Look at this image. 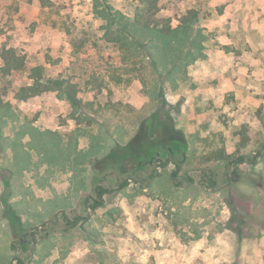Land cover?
<instances>
[{"label":"rangeland","instance_id":"rangeland-1","mask_svg":"<svg viewBox=\"0 0 264 264\" xmlns=\"http://www.w3.org/2000/svg\"><path fill=\"white\" fill-rule=\"evenodd\" d=\"M141 1L0 0V51L79 90L78 108L4 97L0 264H264V0ZM153 12L197 19L178 40L120 21ZM142 150L163 154L157 169Z\"/></svg>","mask_w":264,"mask_h":264},{"label":"trees","instance_id":"trees-1","mask_svg":"<svg viewBox=\"0 0 264 264\" xmlns=\"http://www.w3.org/2000/svg\"><path fill=\"white\" fill-rule=\"evenodd\" d=\"M141 6L144 7L143 10L147 8L146 12H151L156 8L157 0H142ZM155 17H157L155 12L150 13V16H146L141 13L137 14L134 20H130L128 17L121 15L120 21L121 24H126V26H141L143 29L151 31L154 35H156V37L160 39L171 38L173 40H178L182 32L187 33L191 31L192 28H190V22L197 19V14H193L190 17H184L177 27H173L169 24H162V22L155 20ZM122 35L123 33L120 36L123 37ZM17 75H25L28 79V82L18 89H13L11 78ZM2 86L6 88H4V92H0V111L10 110L7 107L8 103L4 101V97L8 96V94H12L14 100L21 103L52 92H56L61 98H66L68 101L75 104V106H77L78 108V86H73V84L67 82L66 80L59 81L52 78H46L44 76V71L40 66L29 68L25 57L19 55L13 48L5 47L2 49V51H0V90L2 89ZM148 147L150 150L151 146L149 145ZM149 150H142V152H140L139 154L140 162L144 160L143 164L141 165L142 167H152L148 164H145L146 162H148L147 159L150 156ZM244 160L247 161L248 158L242 156L234 162L238 164L243 162ZM172 163L177 166L178 172L180 170L179 165L176 162ZM162 165H166V163H163ZM204 176L205 178L209 179L207 172H204ZM127 185L128 181L121 184L120 189H124ZM94 192L95 197H91L92 203L90 204V208L92 210L98 209L104 205V197L110 191L102 184H99L95 188ZM86 219H88V217ZM64 220L67 229H72L75 228L79 222L83 221L84 218L78 216L74 220H71L70 218L65 216Z\"/></svg>","mask_w":264,"mask_h":264},{"label":"flooded vegetation","instance_id":"flooded-vegetation-1","mask_svg":"<svg viewBox=\"0 0 264 264\" xmlns=\"http://www.w3.org/2000/svg\"><path fill=\"white\" fill-rule=\"evenodd\" d=\"M169 153L171 154V156H169L168 158H167V160H166V165H162L163 167H166V166H170L171 164H172V162H176V160H175V158H174V156H173V150H169ZM163 154L161 153V152H157L156 153V155H153L152 157H151V159H150V161H148V162H146L145 164L147 165H150V166H152L153 167V169L155 170V169H157L158 168V164L160 165V163L163 161ZM143 162H144V160H142L141 162H140V166L143 164ZM245 160L243 161V162H241V163H238V164H241V165H243V164H245ZM179 165V167H180V170L177 172V175L174 177V178H176L177 176H178V174L180 173V171H181V168H182V165L181 164H178ZM231 164H229V166H228V169H227V175L229 176V177H232V169H231ZM215 176V175H214ZM214 176H213V174L212 175H209V177H211L212 179L214 178ZM95 191V190H94ZM95 193V192H94ZM92 197H95V195L94 196H92ZM90 200L92 201V199L90 198ZM88 207L90 208V204L88 205ZM65 216H67L68 218H70L71 220H74L72 217H70V216H68V215H65ZM81 217H83L84 218V216H81ZM57 218H59V216H57ZM59 219L57 220V221H50V223H52V224H58L59 223ZM80 223V222H79ZM78 223V224H79ZM41 234V227H39L38 228V232L37 233H35V234H33L32 235V237H33V240H34V243L32 244V246L34 245V244H37V241H38V235H40ZM26 237H29V234L27 233L26 234ZM22 240V245L23 246H26L27 245V243H28V240L27 239H24V238H22L21 239Z\"/></svg>","mask_w":264,"mask_h":264},{"label":"crops","instance_id":"crops-1","mask_svg":"<svg viewBox=\"0 0 264 264\" xmlns=\"http://www.w3.org/2000/svg\"><path fill=\"white\" fill-rule=\"evenodd\" d=\"M255 2L259 5L263 3L262 0H255ZM235 4H245V0H235Z\"/></svg>","mask_w":264,"mask_h":264},{"label":"water","instance_id":"water-1","mask_svg":"<svg viewBox=\"0 0 264 264\" xmlns=\"http://www.w3.org/2000/svg\"><path fill=\"white\" fill-rule=\"evenodd\" d=\"M35 247H36V244H34L33 246H32V251L34 252V250H35Z\"/></svg>","mask_w":264,"mask_h":264}]
</instances>
